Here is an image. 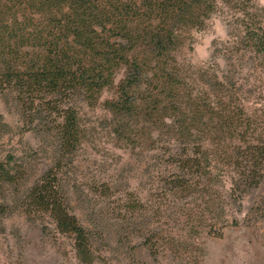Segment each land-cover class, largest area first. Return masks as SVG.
Wrapping results in <instances>:
<instances>
[{"label": "trees", "instance_id": "obj_1", "mask_svg": "<svg viewBox=\"0 0 264 264\" xmlns=\"http://www.w3.org/2000/svg\"><path fill=\"white\" fill-rule=\"evenodd\" d=\"M224 1L234 2L243 20L250 19L238 44L249 42L264 57V34L257 31L261 26H252L256 14L246 10L254 0ZM217 4L218 0H0V86L15 92L33 129L54 147L52 165L21 197L27 166L0 162V188L15 190L28 213L50 218L58 232L71 235L80 262L100 259L105 238L96 217L85 224L72 209L63 174L82 138L78 104H97L107 87L118 91V99L106 103L122 139L146 144L156 140V131L159 141H168L169 190L186 193L198 183L208 189L207 175L218 168L213 153L223 151L232 137L242 141L233 147L237 153L221 160L237 174L233 187L245 190L261 184L264 138L249 134L252 120L242 106L233 104L230 77L219 75L214 65L201 66L185 82L187 72L173 54L185 34L203 26ZM121 68L125 76L115 84ZM206 139L212 147L205 146ZM180 143L181 150H171L170 145L180 148ZM90 188L109 195L106 182ZM7 205L0 204L2 212ZM138 215L128 221L151 241L147 218Z\"/></svg>", "mask_w": 264, "mask_h": 264}, {"label": "rangeland", "instance_id": "obj_2", "mask_svg": "<svg viewBox=\"0 0 264 264\" xmlns=\"http://www.w3.org/2000/svg\"><path fill=\"white\" fill-rule=\"evenodd\" d=\"M246 10L256 14L252 26H261L257 31L264 34V0H254ZM244 17L234 2L218 0L203 26L186 33L173 54L187 72L185 82L201 66L214 65L219 75L229 76L233 104L252 120L249 134L264 138V57L249 42L238 44L250 22ZM2 63L0 57V69ZM124 76L125 69H119L115 84ZM116 99L117 88L107 87L97 104H78L82 138L63 174L72 209L85 224L91 217L101 223L102 257L91 264H264V169L258 187L242 190L233 187L237 174L221 160L237 153L233 147L240 138L226 139L223 151L213 153L218 168L207 175L208 189L198 183L190 192L171 191L165 183L171 170L168 141H159L156 131V140L146 144L122 139L106 103ZM33 127L15 92L0 86V162L27 166L20 197L53 163L52 143ZM182 145L170 148L178 151ZM103 182L109 195L90 188ZM15 193L0 188V204H8L6 211L0 209V264H84L72 236L58 232L50 218L28 213ZM135 214L147 218L151 241L128 221Z\"/></svg>", "mask_w": 264, "mask_h": 264}]
</instances>
